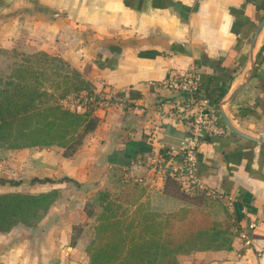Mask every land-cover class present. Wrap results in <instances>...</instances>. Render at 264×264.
<instances>
[{
    "label": "crops",
    "instance_id": "1",
    "mask_svg": "<svg viewBox=\"0 0 264 264\" xmlns=\"http://www.w3.org/2000/svg\"><path fill=\"white\" fill-rule=\"evenodd\" d=\"M263 15L264 0H0L1 49L57 54L105 97L94 109L96 127L70 156L54 146L0 147L10 164L32 175L18 190L69 182L92 195L118 173L144 188L141 200L150 207L180 204L163 186L167 151L186 136L187 123L174 115L178 94L161 80L193 67L203 96L218 108L219 96L239 79ZM230 116L264 132V29ZM197 173L220 194L232 242L181 253L176 264H264V143L228 128L208 135L198 145ZM80 198L65 217L71 226L88 216Z\"/></svg>",
    "mask_w": 264,
    "mask_h": 264
},
{
    "label": "trees",
    "instance_id": "2",
    "mask_svg": "<svg viewBox=\"0 0 264 264\" xmlns=\"http://www.w3.org/2000/svg\"><path fill=\"white\" fill-rule=\"evenodd\" d=\"M20 53L25 58L0 84V147L55 145L61 148L63 156H70L96 127L98 117L94 109L105 97L57 54ZM52 60H59L65 70L52 66ZM69 96L77 98L73 107L63 101ZM123 178L113 173L108 184L96 192L101 211L88 245V264H176L181 253L222 248L232 242L228 234L232 233L233 223L222 202L214 200L226 216L225 223L228 222L223 229L215 222H208L200 210L202 218H197L195 208H184V220H181L178 212L163 214L147 208L141 200L144 188ZM115 184L119 186L118 198L126 204L122 206L119 202L114 210L109 189ZM163 191L197 205L210 198L205 191L182 190L169 174ZM57 195L55 188L36 192L0 191V232L9 231L18 223L36 225ZM83 208L87 215L93 213L86 204Z\"/></svg>",
    "mask_w": 264,
    "mask_h": 264
},
{
    "label": "rangeland",
    "instance_id": "3",
    "mask_svg": "<svg viewBox=\"0 0 264 264\" xmlns=\"http://www.w3.org/2000/svg\"><path fill=\"white\" fill-rule=\"evenodd\" d=\"M23 58H25V54H21L18 51L0 50V84L8 77L12 68L23 61ZM52 63V66L65 70L59 60H52ZM34 66H37V61H35ZM63 101L66 105L73 107L77 98L69 96ZM53 146L61 150L60 147ZM5 154L2 149L0 151V191L18 190V188L26 189L25 183H29L32 175L23 174L22 169H16L15 163L10 164L9 158ZM78 187L79 191L75 185L69 182L53 187L58 191L57 200L54 202V206L44 213L36 225L27 226L18 223L11 230L0 233V264H88V245L95 234V224L101 207L97 205L100 202L97 197V191L94 192L95 196H93L94 193L90 195L86 186ZM112 187L109 189L111 192L109 198L115 210L117 203L120 202L122 206H125L126 203L122 198H118L119 186L115 184ZM37 189V187L31 188V192H36ZM181 189L184 190L183 188ZM209 196L210 198H207L200 205L175 196L179 199L180 204L177 202L173 204H171L172 202L167 203L170 208L163 210L150 207L145 200H142V202L145 203L147 208L163 214L178 212L181 215V220H184V208H195L197 209V218H202V213L200 212L202 211L206 214L208 222H215L223 229L228 226V222L225 223L227 220L226 216L216 204L217 202L214 201L216 199V201L221 202V200L217 195L209 194ZM79 197H81L80 199L84 197V204L92 209L93 213L86 216L84 221L80 220L71 226L66 222L65 217L69 208L74 207ZM93 202H95L94 207ZM116 211L119 212L120 209H116Z\"/></svg>",
    "mask_w": 264,
    "mask_h": 264
},
{
    "label": "built area",
    "instance_id": "4",
    "mask_svg": "<svg viewBox=\"0 0 264 264\" xmlns=\"http://www.w3.org/2000/svg\"><path fill=\"white\" fill-rule=\"evenodd\" d=\"M161 85L178 94L174 115L186 119L188 131L178 147L172 146L167 151L166 174L175 178L187 192L205 191L220 197V194L201 182L197 173V149L201 139L221 134L228 128L218 108L209 104L203 96L198 73L193 67L184 71L170 70L161 80Z\"/></svg>",
    "mask_w": 264,
    "mask_h": 264
},
{
    "label": "water",
    "instance_id": "5",
    "mask_svg": "<svg viewBox=\"0 0 264 264\" xmlns=\"http://www.w3.org/2000/svg\"><path fill=\"white\" fill-rule=\"evenodd\" d=\"M263 29L264 15L258 21L253 32L247 58L237 83L229 91L220 95L217 102L220 117L231 132L247 140L260 143H264V132L249 131L239 126L230 116V103L235 95L248 82L254 71L258 53V42Z\"/></svg>",
    "mask_w": 264,
    "mask_h": 264
}]
</instances>
